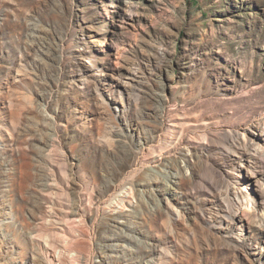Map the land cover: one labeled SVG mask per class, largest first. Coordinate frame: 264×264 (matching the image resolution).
<instances>
[{"label":"rangeland","instance_id":"374dc122","mask_svg":"<svg viewBox=\"0 0 264 264\" xmlns=\"http://www.w3.org/2000/svg\"><path fill=\"white\" fill-rule=\"evenodd\" d=\"M0 264H264V0H0Z\"/></svg>","mask_w":264,"mask_h":264}]
</instances>
